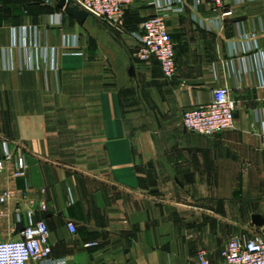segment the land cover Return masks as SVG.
Listing matches in <instances>:
<instances>
[{
    "label": "crops",
    "instance_id": "crops-1",
    "mask_svg": "<svg viewBox=\"0 0 264 264\" xmlns=\"http://www.w3.org/2000/svg\"><path fill=\"white\" fill-rule=\"evenodd\" d=\"M30 3L0 0V157L11 155L0 185L16 196L0 204V241L45 220L51 261L30 264H201V250L222 264L232 238L264 235L252 221L264 214V0H136L120 29ZM158 14L176 44L173 78L134 55ZM221 87L235 129L186 130L184 113Z\"/></svg>",
    "mask_w": 264,
    "mask_h": 264
},
{
    "label": "built area",
    "instance_id": "built-area-1",
    "mask_svg": "<svg viewBox=\"0 0 264 264\" xmlns=\"http://www.w3.org/2000/svg\"><path fill=\"white\" fill-rule=\"evenodd\" d=\"M135 1L74 0L81 8L89 11L91 15L106 21L117 29H120L125 23V9ZM212 2L217 7L224 5V0H212ZM170 8L167 7V9ZM64 14V11H60L55 15V20L62 22ZM135 37L139 43L134 54L135 58L142 61L155 58L160 64L163 75L166 78H173L178 69L176 44L168 30L165 16L158 14L146 19L141 25V31L135 34ZM235 113V99L227 87H221L214 91L210 103L186 111L183 115L182 125L188 131L213 136L235 129ZM10 160L11 155L0 157V172L7 169V162ZM25 168L24 158H18L12 169V175L14 177L21 176ZM14 193V190L5 189L0 185V204H7L15 198ZM29 203L31 206H39L42 210L47 209V204L43 200L29 199ZM0 214L2 213L0 212ZM21 221V213L19 209H16V222L18 224ZM68 227L73 233L77 230L72 221L68 223ZM19 233V238L0 241V264H30L33 260L51 261V250L46 246L50 236V228L45 220L22 225ZM92 245L93 243L86 244V246ZM199 258L201 264H211L205 250L199 252ZM52 264H65V261H52ZM222 264H264V235L232 238L222 251Z\"/></svg>",
    "mask_w": 264,
    "mask_h": 264
},
{
    "label": "water",
    "instance_id": "water-1",
    "mask_svg": "<svg viewBox=\"0 0 264 264\" xmlns=\"http://www.w3.org/2000/svg\"><path fill=\"white\" fill-rule=\"evenodd\" d=\"M56 2L59 8H61L66 14L74 17L80 24H83L89 17H94L89 11L81 8L77 3H75L74 0H56ZM129 76L131 79H136V68L134 62H131ZM252 221L256 226L264 227V214L254 213L252 215Z\"/></svg>",
    "mask_w": 264,
    "mask_h": 264
},
{
    "label": "rangeland",
    "instance_id": "rangeland-1",
    "mask_svg": "<svg viewBox=\"0 0 264 264\" xmlns=\"http://www.w3.org/2000/svg\"><path fill=\"white\" fill-rule=\"evenodd\" d=\"M32 1H35V2H37V0H30V2L32 3ZM45 1V3L47 4V5H50L52 2H53V0H44ZM30 3V4H31ZM32 5V4H31ZM246 230H248L249 231V228L248 229H243L242 231H243V233L246 231Z\"/></svg>",
    "mask_w": 264,
    "mask_h": 264
}]
</instances>
